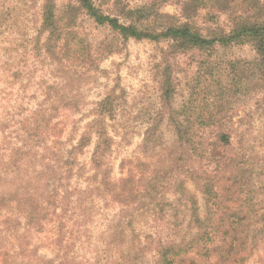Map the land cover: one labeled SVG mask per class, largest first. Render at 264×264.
<instances>
[{"label":"rangeland","instance_id":"obj_1","mask_svg":"<svg viewBox=\"0 0 264 264\" xmlns=\"http://www.w3.org/2000/svg\"><path fill=\"white\" fill-rule=\"evenodd\" d=\"M67 1L55 0L56 10H62ZM141 1L126 0L131 6ZM42 3L43 0H0V152H10L15 163L20 157L17 177L30 176L32 184L33 173L37 171L33 170L37 166L35 160L60 164L56 160L65 146L59 141L66 145L75 143L91 120L95 103L111 90L117 96L114 116L108 122L113 144L107 164L112 177L117 179L130 172L146 175L159 170L168 161L174 140L172 128L167 124L170 116L194 120L197 114L206 115L212 108L215 92L229 85L233 75L230 63L255 59L247 45L219 47L210 55L200 51L166 55L165 41L123 40L107 26L79 13L75 29L77 40L81 38L82 42H72L71 49L61 54L62 61L56 63L43 49L46 33H37ZM107 7L108 4H102L103 9ZM163 10L178 12L173 4L165 5ZM223 17L224 14L220 24L225 25ZM197 22L209 24L205 18H197ZM166 79L175 86L169 104L162 97ZM243 82L236 94L230 95L228 108L223 111L230 145L220 149L219 155L212 154L215 129H199L197 151L195 155L188 154L182 171L188 172L189 167V175L197 178L196 184L188 180L186 186L198 197L203 216L212 214L215 199L207 201L198 188L206 179L215 184L220 205L217 214L245 217L247 220L238 226L249 244L257 226L253 221L264 212V109L254 81ZM153 121L160 122L156 132L160 141L144 152L143 134ZM49 140L56 142L54 148L46 149ZM90 150L91 145L78 156L84 165L80 172L84 176L93 172L88 165ZM1 166L7 172L11 168ZM98 195L96 190L81 194L80 201L90 204L87 206L90 213L77 225L82 228L80 237L75 240L71 236L74 231H68V238L61 245L67 251H75L78 264H113L109 253L116 255V249L111 247L107 248L106 256L101 253L96 257L94 253L106 249L101 243V233L105 225L112 226L120 215L110 197ZM173 206L177 216L186 214L179 202ZM74 218L75 215L70 217L69 224ZM55 226L56 220L48 224L47 231L40 235L42 242L55 238L58 229ZM257 238L256 246L240 253L247 258L238 262L240 255L234 261L230 256L228 262L218 264H264V236ZM43 252L49 254V248Z\"/></svg>","mask_w":264,"mask_h":264},{"label":"trees","instance_id":"obj_2","mask_svg":"<svg viewBox=\"0 0 264 264\" xmlns=\"http://www.w3.org/2000/svg\"><path fill=\"white\" fill-rule=\"evenodd\" d=\"M103 3L108 4L107 9L102 8ZM167 4L177 6L178 12L164 11ZM79 13L107 26L123 40L165 41L166 55L193 51L210 55L219 47L247 45L255 59L230 63L233 75L229 85L215 92L206 115L197 114L194 120L170 116L167 124L174 140L168 161L150 174L130 172L117 179L112 177L107 158L113 144L108 122L116 107L114 90L95 103L93 116L75 143L59 141L65 146L56 160L60 164L35 160L38 167H33L37 170L32 177L34 185L30 176L17 177L20 157L15 163L10 152H0V264H78L75 251L61 245L68 231H74L71 236L75 240L80 237L82 228L77 225L90 213V204H83L80 196L93 190L103 198L110 197L120 213L113 225H105L101 233L106 249L94 252L99 257L101 253L106 256L109 247L116 249V255L109 253L113 264H218L228 262L230 256L234 261L242 251L251 250L257 237L264 236V212L253 221L257 226L247 244V236L238 226L247 219L217 214L220 205L215 184L207 179L198 189L207 201L215 200L212 214H201L198 197L186 186L188 180L196 184L197 178L189 175V167L188 172L182 171V166L188 154L195 155L197 151L199 129H215L212 154L219 155L220 149L230 145L223 111L242 81H254L264 109V0H143L134 6L126 0H68L60 11L55 8V0H43L37 33H46L43 49L53 62L62 61L61 54L71 49L72 42H82L81 38L77 40L75 29ZM223 14L225 25L220 24ZM197 18H205L209 24H198ZM173 89L174 84L164 80L162 97L166 104L170 103ZM159 125L153 121L147 126L141 141L144 152L160 141L156 136ZM54 141L49 140L46 149L54 148ZM90 145L88 165L93 172L84 176L80 173L84 165L78 156ZM3 164L11 167L8 172ZM18 180L25 181L24 185L16 184ZM176 201L186 214L177 216L173 212ZM73 215L76 218L69 224ZM55 220V238L42 242L40 235ZM44 248H49V254L43 252ZM239 257L238 262L247 258L245 254Z\"/></svg>","mask_w":264,"mask_h":264}]
</instances>
